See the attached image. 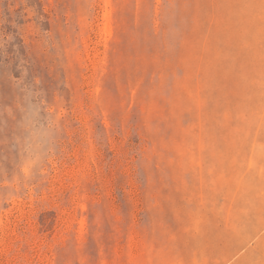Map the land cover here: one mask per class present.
<instances>
[{
    "label": "rangeland",
    "instance_id": "rangeland-1",
    "mask_svg": "<svg viewBox=\"0 0 264 264\" xmlns=\"http://www.w3.org/2000/svg\"><path fill=\"white\" fill-rule=\"evenodd\" d=\"M0 264H264V0H0Z\"/></svg>",
    "mask_w": 264,
    "mask_h": 264
}]
</instances>
